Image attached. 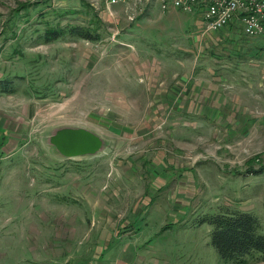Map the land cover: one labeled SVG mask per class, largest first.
<instances>
[{"label": "rangeland", "instance_id": "obj_1", "mask_svg": "<svg viewBox=\"0 0 264 264\" xmlns=\"http://www.w3.org/2000/svg\"><path fill=\"white\" fill-rule=\"evenodd\" d=\"M128 13L0 0V264H264L223 259L204 221L240 211L264 235V36ZM66 127L106 148L63 158Z\"/></svg>", "mask_w": 264, "mask_h": 264}, {"label": "built area", "instance_id": "obj_2", "mask_svg": "<svg viewBox=\"0 0 264 264\" xmlns=\"http://www.w3.org/2000/svg\"><path fill=\"white\" fill-rule=\"evenodd\" d=\"M124 6L131 21L151 5L166 13L171 7L187 15L199 14L206 33L241 28L250 37L264 36V0H106Z\"/></svg>", "mask_w": 264, "mask_h": 264}, {"label": "trees", "instance_id": "obj_3", "mask_svg": "<svg viewBox=\"0 0 264 264\" xmlns=\"http://www.w3.org/2000/svg\"><path fill=\"white\" fill-rule=\"evenodd\" d=\"M68 32L86 40L98 39L90 29L81 26L70 27ZM62 34V29H49L45 39L57 40ZM204 221L213 227L211 242L223 259L249 257L264 261V235L258 233L259 222L255 216L236 211L205 218Z\"/></svg>", "mask_w": 264, "mask_h": 264}, {"label": "water", "instance_id": "obj_4", "mask_svg": "<svg viewBox=\"0 0 264 264\" xmlns=\"http://www.w3.org/2000/svg\"><path fill=\"white\" fill-rule=\"evenodd\" d=\"M49 144L66 159L95 157L106 148L100 135L84 127L58 129L49 137Z\"/></svg>", "mask_w": 264, "mask_h": 264}, {"label": "crops", "instance_id": "obj_5", "mask_svg": "<svg viewBox=\"0 0 264 264\" xmlns=\"http://www.w3.org/2000/svg\"><path fill=\"white\" fill-rule=\"evenodd\" d=\"M188 16L182 12H180L179 10L175 9L174 7H171L166 13H164V17L168 18V19H173L175 17L178 16ZM200 23V22H199ZM255 98V97H253ZM228 100V99H227ZM241 102V101H240ZM229 105V104H228ZM231 105V104H230ZM264 109V108H263Z\"/></svg>", "mask_w": 264, "mask_h": 264}]
</instances>
